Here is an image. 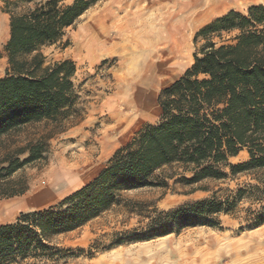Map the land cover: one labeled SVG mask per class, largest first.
<instances>
[{"label":"trees","instance_id":"obj_1","mask_svg":"<svg viewBox=\"0 0 264 264\" xmlns=\"http://www.w3.org/2000/svg\"><path fill=\"white\" fill-rule=\"evenodd\" d=\"M99 1L4 2L10 33L5 46L9 67L0 78V199L27 192L13 176L44 158L51 137L24 146L12 145L10 139L39 124L47 125L53 135L82 118L76 63L47 65L42 50L61 43ZM225 36L232 37L225 42ZM194 44L192 66L160 93L162 116L157 124L145 125L92 182L57 207L23 213L15 223L0 225V264L48 257L56 237L121 205L126 193L168 189L172 180L194 188L246 175L255 184L226 199H207L168 212L155 209L157 220L152 219L148 230L132 232L117 245L165 236L187 225H213L215 216L232 213L247 195H264V5L214 19L196 33ZM243 153L246 161L231 163ZM165 170L173 173L161 178L158 173ZM262 225L264 207L252 227Z\"/></svg>","mask_w":264,"mask_h":264},{"label":"rangeland","instance_id":"obj_2","mask_svg":"<svg viewBox=\"0 0 264 264\" xmlns=\"http://www.w3.org/2000/svg\"><path fill=\"white\" fill-rule=\"evenodd\" d=\"M5 1L9 0H0V78L6 76L9 67L5 46L10 15L5 12ZM73 1L64 0L65 4ZM149 2L159 6L148 10ZM252 2L224 11L246 13ZM162 3L165 1L101 0L66 32L61 43L43 48L47 65L64 60L76 63L75 85L83 114L65 128L53 131V135L47 125L39 124L23 129L9 140L12 145L24 146L51 137L45 144L44 158L13 176V181L26 187L27 192L0 199V225L15 223L23 213L57 207L67 196L92 182L114 153L145 125L160 121L161 91L192 66L194 37L214 15L189 22L183 39L169 38ZM231 37L225 36V42ZM130 51L137 53L133 60ZM146 98L152 103L149 110L143 109ZM123 114L126 119L121 126L117 116ZM247 158L244 153L231 163H242ZM172 173L165 170L158 174L162 178ZM169 183L168 189L156 187L126 193L121 205L80 229L56 237L52 243L55 250L48 257L17 260L13 264L264 263V225L252 227L264 207V195L257 193H252L253 197L247 195L232 213L215 216L213 225H187L165 236L117 245L118 240L132 232L148 230L152 219L157 220L155 209L168 212L207 199H226L238 189L255 184L246 175L207 181L194 188L175 184L174 180ZM195 188L199 190L193 192Z\"/></svg>","mask_w":264,"mask_h":264},{"label":"bare ground","instance_id":"obj_3","mask_svg":"<svg viewBox=\"0 0 264 264\" xmlns=\"http://www.w3.org/2000/svg\"><path fill=\"white\" fill-rule=\"evenodd\" d=\"M163 1H165V4L162 3L161 6L164 9L163 12L164 21L168 27L166 32H168L169 38L174 36L172 37L174 39H177L176 37H178V39H183L184 36L182 33L185 34V30H187L189 22L194 23V22H198L199 19L203 17L207 18V16L209 15H213V14L217 15V13H220L221 11H224L229 7L232 8L235 5H241L242 3H247L251 1H264V0H163ZM168 50H170V48H168ZM129 53L131 55L130 60H133L137 55L135 51L132 52L130 51ZM150 70L152 71L153 68L151 67Z\"/></svg>","mask_w":264,"mask_h":264},{"label":"crops","instance_id":"obj_4","mask_svg":"<svg viewBox=\"0 0 264 264\" xmlns=\"http://www.w3.org/2000/svg\"><path fill=\"white\" fill-rule=\"evenodd\" d=\"M159 3V2H158ZM252 4H253V2H252ZM253 5H264V1H254V4ZM157 6H159L157 3H154V2H149V4H148V7H147V9L148 10H155L156 9V7ZM159 9V8H158ZM230 10H232V9H228L227 11H224L223 13H221V15L220 14H218V15H216V16H214V17H212V18H210L205 24H208L209 22H211L215 17L217 18V17H221V16H223V15H225V14H227ZM153 14H154V12H153ZM84 16V15H83ZM204 24V25H205ZM146 102H144V105H143V109H150L151 108V105H152V103H151V101H148V98H146ZM142 109V110H143ZM144 111V110H143ZM124 115V116H123ZM123 115H119V116H117V121H118V125H121V126H123V125H125V117H126V115L125 114H123ZM244 154V153H243ZM261 264V263H260ZM264 264V263H263Z\"/></svg>","mask_w":264,"mask_h":264}]
</instances>
